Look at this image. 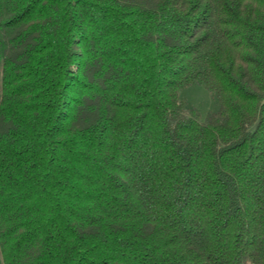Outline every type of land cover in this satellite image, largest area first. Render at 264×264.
I'll return each mask as SVG.
<instances>
[{
    "label": "trees",
    "instance_id": "1",
    "mask_svg": "<svg viewBox=\"0 0 264 264\" xmlns=\"http://www.w3.org/2000/svg\"><path fill=\"white\" fill-rule=\"evenodd\" d=\"M0 264H264V0H0Z\"/></svg>",
    "mask_w": 264,
    "mask_h": 264
},
{
    "label": "rangeland",
    "instance_id": "2",
    "mask_svg": "<svg viewBox=\"0 0 264 264\" xmlns=\"http://www.w3.org/2000/svg\"><path fill=\"white\" fill-rule=\"evenodd\" d=\"M180 97L186 104V112L195 108L199 111L202 120H206L213 112L220 107L216 95L205 86L193 83L179 91Z\"/></svg>",
    "mask_w": 264,
    "mask_h": 264
}]
</instances>
